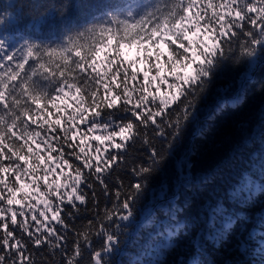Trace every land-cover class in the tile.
Instances as JSON below:
<instances>
[{
	"label": "snow or ice",
	"instance_id": "6c2138e0",
	"mask_svg": "<svg viewBox=\"0 0 264 264\" xmlns=\"http://www.w3.org/2000/svg\"><path fill=\"white\" fill-rule=\"evenodd\" d=\"M11 22L0 13V29ZM228 57L264 60V0H127L59 41L17 47L0 38V264H38L41 248L61 255L53 264H82L85 250L86 264H108L119 242L114 218L131 219L146 177ZM139 149L148 150L144 160ZM129 166L137 180L126 186L114 170ZM112 178V206L69 242L68 221L89 202L88 190L95 203V188L107 195ZM236 223L209 239L221 243ZM176 227L169 238L184 225ZM256 236L251 230L249 239Z\"/></svg>",
	"mask_w": 264,
	"mask_h": 264
},
{
	"label": "trees",
	"instance_id": "16d2710c",
	"mask_svg": "<svg viewBox=\"0 0 264 264\" xmlns=\"http://www.w3.org/2000/svg\"><path fill=\"white\" fill-rule=\"evenodd\" d=\"M121 2L127 0H0V13L12 16V22L0 29V38L17 47L25 40L59 41L67 29L98 14L105 5ZM262 82L264 60L260 58H242L237 63L235 57H228L221 62L183 134L146 177L131 219L114 218L113 226L120 225L119 242L106 257L108 264H264V236L259 235L264 233V192L258 191L264 186ZM241 94L242 101L233 106ZM147 151L139 149L143 155L137 159L144 160ZM115 175L126 186L137 180L130 166L114 170ZM109 183L107 195L97 186L93 203L89 189V202L80 205L79 212L73 210L69 242L77 230L112 206L118 184L114 178ZM232 219L237 223L226 240L217 244L209 239ZM177 224L183 229L169 238L168 231H177ZM251 230L257 232L255 240L249 239ZM102 243L101 237L93 236L94 248ZM241 243L249 247L241 251ZM35 255L38 264L61 259L46 248L35 250ZM89 257L85 250L82 264Z\"/></svg>",
	"mask_w": 264,
	"mask_h": 264
}]
</instances>
